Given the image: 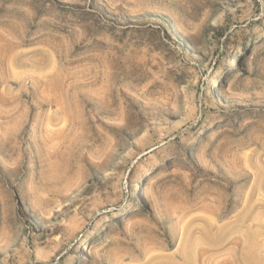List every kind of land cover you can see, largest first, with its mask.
<instances>
[{
	"label": "rangeland",
	"instance_id": "rangeland-1",
	"mask_svg": "<svg viewBox=\"0 0 264 264\" xmlns=\"http://www.w3.org/2000/svg\"><path fill=\"white\" fill-rule=\"evenodd\" d=\"M196 260L264 264V0H0V264Z\"/></svg>",
	"mask_w": 264,
	"mask_h": 264
},
{
	"label": "bare ground",
	"instance_id": "bare-ground-1",
	"mask_svg": "<svg viewBox=\"0 0 264 264\" xmlns=\"http://www.w3.org/2000/svg\"><path fill=\"white\" fill-rule=\"evenodd\" d=\"M171 143H172V141H171ZM141 230H142V229H141ZM132 231H133V230H132ZM139 231H140V230H139ZM170 233H171V232H170ZM137 242H138V241H137ZM192 248H193V247H192ZM183 251H184L183 253H184V254H186V256H187L188 249H187V248H185V249H183ZM200 251H203V252H204V251H205V249H203V250H200ZM198 253H199V250H197V251H196V254H195V255H197ZM202 254H203V253H202ZM140 255H141V254H140ZM195 257H196V256H195ZM196 259H198V258H196ZM191 260H192V259H191ZM196 261H197L196 263H198V260H196ZM184 262H186V261H184ZM191 263H192V262H191ZM198 264H205V263H204V261H203V260H201V261H200Z\"/></svg>",
	"mask_w": 264,
	"mask_h": 264
}]
</instances>
